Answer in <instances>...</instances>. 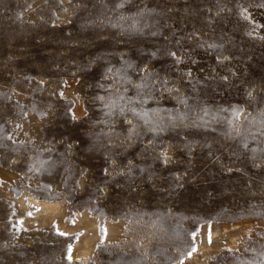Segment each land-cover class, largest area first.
<instances>
[{
	"label": "rangeland",
	"instance_id": "rangeland-1",
	"mask_svg": "<svg viewBox=\"0 0 264 264\" xmlns=\"http://www.w3.org/2000/svg\"><path fill=\"white\" fill-rule=\"evenodd\" d=\"M0 264H264V0H0Z\"/></svg>",
	"mask_w": 264,
	"mask_h": 264
},
{
	"label": "bare ground",
	"instance_id": "bare-ground-1",
	"mask_svg": "<svg viewBox=\"0 0 264 264\" xmlns=\"http://www.w3.org/2000/svg\"><path fill=\"white\" fill-rule=\"evenodd\" d=\"M41 206L47 211L50 209H54L56 207V205L54 203L51 202H41Z\"/></svg>",
	"mask_w": 264,
	"mask_h": 264
}]
</instances>
